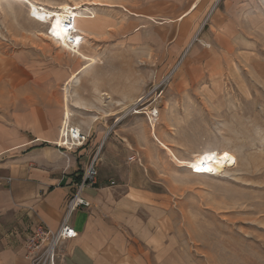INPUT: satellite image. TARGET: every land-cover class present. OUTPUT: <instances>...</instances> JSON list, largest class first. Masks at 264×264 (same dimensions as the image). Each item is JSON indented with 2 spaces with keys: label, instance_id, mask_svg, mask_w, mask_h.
<instances>
[{
  "label": "rangeland",
  "instance_id": "rangeland-1",
  "mask_svg": "<svg viewBox=\"0 0 264 264\" xmlns=\"http://www.w3.org/2000/svg\"><path fill=\"white\" fill-rule=\"evenodd\" d=\"M33 1L88 15L75 27L96 61L84 83L104 98L98 174L113 181L108 194H152L150 263L264 264V0H221L213 11V0ZM47 29L25 1L0 0V68L84 64ZM155 137L179 160L226 150L234 161L195 174Z\"/></svg>",
  "mask_w": 264,
  "mask_h": 264
},
{
  "label": "crops",
  "instance_id": "crops-1",
  "mask_svg": "<svg viewBox=\"0 0 264 264\" xmlns=\"http://www.w3.org/2000/svg\"><path fill=\"white\" fill-rule=\"evenodd\" d=\"M80 67L38 73L19 61L0 68V264H28L27 235L39 223L59 226L74 183L105 139L99 131L102 89L84 83L89 68L71 78ZM66 112L89 133L86 144L72 151L56 146ZM108 183L114 184L100 173L97 184L84 190L90 206L71 215L77 235L60 246L56 264H151L147 252L158 240L151 232L152 194L129 187L121 196L111 195Z\"/></svg>",
  "mask_w": 264,
  "mask_h": 264
},
{
  "label": "built area",
  "instance_id": "built-area-1",
  "mask_svg": "<svg viewBox=\"0 0 264 264\" xmlns=\"http://www.w3.org/2000/svg\"><path fill=\"white\" fill-rule=\"evenodd\" d=\"M215 7L221 0H213ZM67 28L72 34H75L74 23L71 21ZM78 33V32H77ZM48 34L55 39L54 34L48 29ZM75 41L81 43L83 37L75 36ZM89 139V133H84L78 126L69 121V117L64 114L60 127V136L56 142L58 148L72 151L83 147ZM97 147L95 154L91 157L80 179L74 183V192L68 199L62 220L56 229H51L43 223L35 225V228L27 235L25 240V258L28 264H56L60 255V246L67 240L74 238L77 232L69 223L71 215L79 208L89 207L90 202L83 197L85 189L97 184L98 169L96 157L98 155ZM128 160H135V155L129 156Z\"/></svg>",
  "mask_w": 264,
  "mask_h": 264
},
{
  "label": "bare ground",
  "instance_id": "bare-ground-1",
  "mask_svg": "<svg viewBox=\"0 0 264 264\" xmlns=\"http://www.w3.org/2000/svg\"><path fill=\"white\" fill-rule=\"evenodd\" d=\"M23 1H25L28 4V11L30 14H32L35 20H37L41 24L48 25V29H50V31L54 34L56 38L55 42L58 43L59 46L73 51L80 58V60L82 59L83 61H85L84 64L81 65L79 71L77 73H73L71 78L73 79L76 78L79 72L88 69L92 64L96 62L92 57L88 56L81 50V43L77 42L78 39H76L75 41L74 38L75 36L81 35L84 32L83 30L80 29L83 32L77 33V28L75 27V19L86 18L88 16V15L84 16L85 14L84 15L82 14L80 4L70 5L68 3H63L60 6L56 7V9L54 8L46 9L33 0H23ZM192 9H194V5L193 8L186 11L180 17L179 20H181L184 16H186L189 13V11H191ZM71 21H73L74 23V28L76 32L75 34H72L71 31L67 28L68 24H70ZM135 113H139V111H135ZM65 114L66 117L68 118L69 117L68 112H66ZM152 128H154L153 125ZM155 139L158 141L156 137ZM158 143L163 148H165L175 158V160L182 163L183 165H187L188 167H190L192 172L195 174L206 173V174L219 175V173L223 171L225 166H227L228 164L234 161V157L232 156V154L226 150L221 152H216V150L205 151L195 154L189 160H179L176 159V157L173 155L171 149H169L168 146H166L163 142L161 143L160 141H158Z\"/></svg>",
  "mask_w": 264,
  "mask_h": 264
},
{
  "label": "trees",
  "instance_id": "trees-1",
  "mask_svg": "<svg viewBox=\"0 0 264 264\" xmlns=\"http://www.w3.org/2000/svg\"><path fill=\"white\" fill-rule=\"evenodd\" d=\"M81 176H79L78 180L80 179Z\"/></svg>",
  "mask_w": 264,
  "mask_h": 264
}]
</instances>
